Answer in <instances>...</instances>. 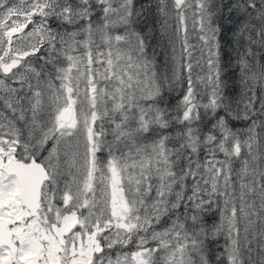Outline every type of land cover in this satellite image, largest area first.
I'll list each match as a JSON object with an SVG mask.
<instances>
[{
	"label": "snow or ice",
	"instance_id": "6c2138e0",
	"mask_svg": "<svg viewBox=\"0 0 264 264\" xmlns=\"http://www.w3.org/2000/svg\"><path fill=\"white\" fill-rule=\"evenodd\" d=\"M0 264H264V0H0Z\"/></svg>",
	"mask_w": 264,
	"mask_h": 264
},
{
	"label": "rangeland",
	"instance_id": "374dc122",
	"mask_svg": "<svg viewBox=\"0 0 264 264\" xmlns=\"http://www.w3.org/2000/svg\"><path fill=\"white\" fill-rule=\"evenodd\" d=\"M160 69L163 70V65H161Z\"/></svg>",
	"mask_w": 264,
	"mask_h": 264
},
{
	"label": "trees",
	"instance_id": "16d2710c",
	"mask_svg": "<svg viewBox=\"0 0 264 264\" xmlns=\"http://www.w3.org/2000/svg\"><path fill=\"white\" fill-rule=\"evenodd\" d=\"M162 59V58H161ZM161 70V69H160ZM161 71H163V70H161ZM221 243H223V241H221Z\"/></svg>",
	"mask_w": 264,
	"mask_h": 264
}]
</instances>
